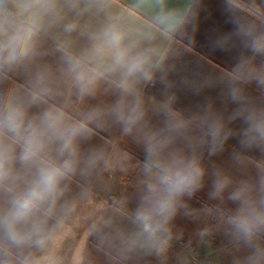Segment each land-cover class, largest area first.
<instances>
[{"label": "clouds", "instance_id": "1", "mask_svg": "<svg viewBox=\"0 0 264 264\" xmlns=\"http://www.w3.org/2000/svg\"><path fill=\"white\" fill-rule=\"evenodd\" d=\"M200 2L194 0L197 8ZM3 3L0 0V73L30 69L40 32L65 8H104L111 0H8L15 20L5 19ZM253 3L249 0V7ZM225 7L233 29L217 37L215 46L242 50L228 73L215 80L223 85L226 101L237 105L230 114L225 116L209 102L185 115L171 107L172 94L161 125H153L137 86L157 79L171 92L176 86L169 79L172 69L157 61L154 49L141 47L118 19L110 18L89 34L86 55L106 59L122 87L114 101L93 107L85 120L95 126L110 122L142 146L144 179L135 219L146 238L171 239L172 221L181 213L194 214L188 201L210 176L209 200L222 208L226 202L236 205L224 209L223 226L232 248L246 254L234 255L232 264H264V166L255 176L236 179L224 167L209 169L204 163L205 151L215 156L237 136L241 151L232 153L235 165L246 164V150L264 152V101L258 102L245 88L254 83L264 90V9L244 12L236 0H225ZM65 27L71 30L73 25ZM57 71L81 98L100 90L99 81L76 57H62ZM56 79L51 66L38 65L31 72L29 92L0 91V264H60L53 242L71 210L67 181L89 175L103 159L102 150L82 148L89 139L84 123L70 121L42 102L56 94ZM237 120L242 122L238 130L229 126ZM14 254L22 258L13 261Z\"/></svg>", "mask_w": 264, "mask_h": 264}, {"label": "crops", "instance_id": "2", "mask_svg": "<svg viewBox=\"0 0 264 264\" xmlns=\"http://www.w3.org/2000/svg\"><path fill=\"white\" fill-rule=\"evenodd\" d=\"M236 2L244 12L264 9V0H254L251 7L249 0ZM3 8L5 19L17 18L8 0H4ZM110 18L118 19L141 47L154 49L157 61L172 69L169 79L176 86L171 92H166L157 79L137 86L153 125H161L172 94L175 99L171 107L185 115L209 102L225 116L237 107L226 101L223 85L215 82L216 77L228 73L242 51L239 46L229 50L215 46L217 37L233 29L227 22L225 0H201L198 8L194 0H111L104 8H88L85 4L78 11L65 8L40 32L38 54L31 68L0 73V91L13 88L29 92L31 72L38 65L51 66L57 76L56 94L42 102L89 128L84 150L103 152V159L89 175L77 174L67 181L66 199L71 210L57 229L53 251L60 264H232L234 255L246 254L232 248L223 226L224 209L236 205L226 202L222 208L209 200L210 176L205 187L188 201L194 214L181 213L172 221L171 239H148L135 219L144 179L142 146L110 122L95 126L85 120L93 107L114 101L122 87L106 59L86 55L91 45L89 34ZM68 24L73 25L71 30L66 29ZM66 55L79 59L99 81L95 96L81 98L67 79L59 78L57 70ZM245 88L258 102L264 101V90H258L254 83ZM229 126L238 130L242 122L237 120ZM238 140V136L230 138L215 156L209 157L205 151V165L209 169L224 167L236 179L255 176L264 166V152L246 150V164L237 166L231 157L241 151ZM21 258L19 254L12 257L16 262Z\"/></svg>", "mask_w": 264, "mask_h": 264}]
</instances>
